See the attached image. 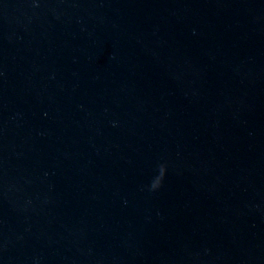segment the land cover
<instances>
[{
	"label": "water",
	"instance_id": "1",
	"mask_svg": "<svg viewBox=\"0 0 264 264\" xmlns=\"http://www.w3.org/2000/svg\"><path fill=\"white\" fill-rule=\"evenodd\" d=\"M0 264H264V0H0Z\"/></svg>",
	"mask_w": 264,
	"mask_h": 264
},
{
	"label": "clouds",
	"instance_id": "2",
	"mask_svg": "<svg viewBox=\"0 0 264 264\" xmlns=\"http://www.w3.org/2000/svg\"><path fill=\"white\" fill-rule=\"evenodd\" d=\"M163 173H164V168H163V166H161V168H160V176L157 177V179L152 183V185H151L152 189H156L157 187H159L160 180L163 177Z\"/></svg>",
	"mask_w": 264,
	"mask_h": 264
}]
</instances>
